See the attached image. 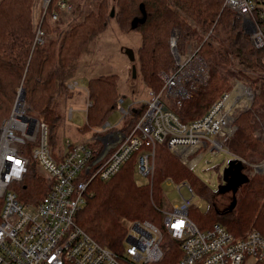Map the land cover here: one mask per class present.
<instances>
[{
    "label": "trees",
    "instance_id": "1",
    "mask_svg": "<svg viewBox=\"0 0 264 264\" xmlns=\"http://www.w3.org/2000/svg\"><path fill=\"white\" fill-rule=\"evenodd\" d=\"M36 1L0 0V121L9 112L17 87H23V100L46 122L49 143L57 154L61 148L58 129L62 118L56 109L57 97L68 92L66 81L73 78L80 55L91 49L90 43L110 19L122 30H139L136 54L141 79L154 91L162 85L158 72L172 65L168 38L174 26L180 32L181 49L189 40H196L208 77L188 96L170 98L169 105L182 120H189L201 115L212 100L229 89L233 77L246 80L254 89L253 100L249 107L236 112L233 120L236 128L225 146L240 157L252 158L251 154L263 157L264 139L253 132L258 125L259 108H264V75L258 80L259 76L249 71L264 70V49L252 45L240 16L222 0H69L72 6L66 11L58 7L56 0H48L35 20ZM52 9L57 12L56 18L51 16ZM142 9L144 20L131 27V18L141 15ZM37 25L43 30L41 42L34 38ZM120 96L117 73L89 76L87 98L91 102L86 108V121L79 128L98 126L117 106ZM145 107V100L133 99L121 117L120 121L125 123L119 127L131 129ZM138 150L109 178L89 182L86 200L74 217L78 225L124 262L128 259L124 251L127 230L124 221L134 218L150 219L162 231L163 256L144 264H173L179 257V239L165 229L159 211L162 181L167 177L175 182H188L207 199V210L192 217L201 228L220 222L235 235H242L250 226L264 235V172L247 173V180L237 187L234 204L219 207L218 190L195 175L163 141L154 145L151 174L146 181L137 182L133 173ZM17 185L19 198L24 200L37 201L46 190L43 177L35 172Z\"/></svg>",
    "mask_w": 264,
    "mask_h": 264
},
{
    "label": "built area",
    "instance_id": "2",
    "mask_svg": "<svg viewBox=\"0 0 264 264\" xmlns=\"http://www.w3.org/2000/svg\"><path fill=\"white\" fill-rule=\"evenodd\" d=\"M222 1L240 16L252 45L264 49V0ZM56 4L63 10L72 6L69 0H56ZM51 16L57 17L54 9ZM179 34L172 26L168 43L173 64L159 71L161 89L148 90L145 109L127 131L119 125L131 102L123 106L125 97L120 96L116 107L121 117L114 123L104 120L97 128L99 146L95 140L91 142L94 136L79 140L65 136L55 154L46 122L19 97L21 87H17L11 109L0 121V264H144L161 259L162 231L150 219L127 221L124 251L128 259L124 262L74 217L86 200L89 182L112 176L136 149V168L147 176L153 169L157 142H165L190 168L206 148L232 153L225 141L236 127V109H242L248 97L253 99L252 89H240L235 83L212 100L201 115L182 120L166 99L188 96L206 81L208 72L196 40H189L181 49ZM42 35L43 30L38 28L35 40L41 42ZM66 86L73 89L78 80L70 78ZM90 102L87 98L85 110ZM71 110L70 106L69 115ZM238 157L255 171L264 169V158L254 162ZM35 168L43 170L46 190L37 201L21 199L17 183L30 173L40 174ZM175 183L180 199L159 207L163 226L179 239L181 247L173 264H264V235L258 228L250 226L242 235H235L220 222L201 228L188 214L189 206L195 203L191 199L192 185L181 180Z\"/></svg>",
    "mask_w": 264,
    "mask_h": 264
},
{
    "label": "rangeland",
    "instance_id": "3",
    "mask_svg": "<svg viewBox=\"0 0 264 264\" xmlns=\"http://www.w3.org/2000/svg\"><path fill=\"white\" fill-rule=\"evenodd\" d=\"M45 0H37L34 5V19L37 20L40 13V8L44 6ZM72 2V1H71ZM66 11V10H64ZM65 12L64 14H67ZM39 25L36 26L35 35L37 33ZM34 35V38H35ZM37 41V40H36ZM140 43V32L136 28H129L122 30L118 28L113 18L110 19L107 26L98 34L94 41H92L91 49L84 51L79 59L75 71L73 73V78L78 80V86L69 89L65 95H59L57 97L58 103L56 104L57 111L61 114V123L59 125V141H62V138L67 136L71 140H79L84 138H91L89 136H94L91 138V142L94 141L98 146L100 139L98 137L97 128L102 126V122L97 125L88 127L86 130L80 129L79 126H82L86 121V100H87V78L89 76L97 75L100 73H117L118 75V89L120 95L124 96L123 106H127L129 102L133 99L134 101H142L148 96L149 87H147L141 79V73L139 69V62L136 54V47ZM130 50L133 53V57H130ZM173 64V61H172ZM172 66V65H171ZM170 66V67H171ZM169 67V68H170ZM168 68V69H169ZM167 70V69H165ZM249 73L259 76L260 80L261 75H264L263 69H257L256 71H249ZM159 74V72H158ZM160 76V75H159ZM161 78V77H160ZM233 84L237 83V86L241 89L245 86H250L246 80L242 78H232ZM160 88L157 90L159 91ZM252 90V96L254 89ZM163 92V91H162ZM163 94V93H162ZM165 97V96H164ZM167 98V97H166ZM172 97L167 98L166 100ZM175 99V98H173ZM252 97H248V101L242 104V109H245L250 106L252 102ZM14 102V101H13ZM13 104V103H12ZM72 107L70 115L68 114L69 107ZM11 109V108H10ZM241 109H236V112H239ZM260 114H258V125L254 129V135L259 139H264V108H259ZM38 114V112H37ZM39 115V114H38ZM5 117V116H4ZM41 118V116L39 115ZM121 117V112L117 107H114L106 116L105 120H109L110 123H114L119 120ZM125 119L124 117L122 120ZM2 120V119H1ZM125 123L123 120L121 123ZM236 128V127H235ZM234 129L232 130V132ZM231 132V133H232ZM219 135L218 137H221ZM233 155L225 149L221 148L216 151H211L209 148H206L201 152V156L191 165V170L195 175H197L201 180L208 184L212 189L217 190L216 186L221 180V170L226 160ZM251 154L252 158H244L249 161H260L264 158H259V155ZM36 169V168H35ZM40 175H43V170L38 168ZM246 173H251L254 168L246 164L242 168ZM264 172V169H261ZM41 175V176H42ZM134 179L137 182H144L147 180V175L140 173L137 168H135L133 173ZM43 177V176H42ZM163 188V197L162 203L159 207L164 208L166 203L168 205L177 203L180 199V193L176 188V183L170 178H165L162 181ZM181 191L189 196L190 193L182 187ZM238 188L234 191L231 189H226L224 191H218L216 195L217 204L219 207H226L228 205L234 204L235 195L237 194ZM191 199L195 203H191L188 209L189 216L196 218L201 213L205 212L209 206L207 199L201 196L196 190H194ZM199 205L196 210L194 206ZM231 205V206H232ZM162 215V211L159 210ZM200 212V213H199ZM127 225V220L124 221ZM125 242V241H124Z\"/></svg>",
    "mask_w": 264,
    "mask_h": 264
},
{
    "label": "water",
    "instance_id": "4",
    "mask_svg": "<svg viewBox=\"0 0 264 264\" xmlns=\"http://www.w3.org/2000/svg\"><path fill=\"white\" fill-rule=\"evenodd\" d=\"M113 10H110V14ZM145 18V10H141V15H134L130 20V26L135 27L140 21ZM130 57H133V53L130 50ZM23 87L20 89L19 97L23 94ZM244 164L238 156H230L221 170V180L218 182L216 189L218 191H224L226 189H231L234 191L239 184L247 180L248 174L242 170ZM232 204V202H231Z\"/></svg>",
    "mask_w": 264,
    "mask_h": 264
},
{
    "label": "snow or ice",
    "instance_id": "5",
    "mask_svg": "<svg viewBox=\"0 0 264 264\" xmlns=\"http://www.w3.org/2000/svg\"><path fill=\"white\" fill-rule=\"evenodd\" d=\"M17 163H19V161H17Z\"/></svg>",
    "mask_w": 264,
    "mask_h": 264
},
{
    "label": "crops",
    "instance_id": "6",
    "mask_svg": "<svg viewBox=\"0 0 264 264\" xmlns=\"http://www.w3.org/2000/svg\"><path fill=\"white\" fill-rule=\"evenodd\" d=\"M124 97V96H123Z\"/></svg>",
    "mask_w": 264,
    "mask_h": 264
}]
</instances>
